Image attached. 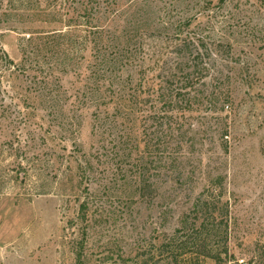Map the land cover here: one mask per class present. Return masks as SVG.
Wrapping results in <instances>:
<instances>
[{
	"label": "rangeland",
	"instance_id": "rangeland-1",
	"mask_svg": "<svg viewBox=\"0 0 264 264\" xmlns=\"http://www.w3.org/2000/svg\"><path fill=\"white\" fill-rule=\"evenodd\" d=\"M1 6L0 264H264V0ZM94 37L124 53L102 88ZM190 50L210 65L190 107L141 104ZM218 191L228 226L199 236Z\"/></svg>",
	"mask_w": 264,
	"mask_h": 264
},
{
	"label": "trees",
	"instance_id": "trees-1",
	"mask_svg": "<svg viewBox=\"0 0 264 264\" xmlns=\"http://www.w3.org/2000/svg\"><path fill=\"white\" fill-rule=\"evenodd\" d=\"M16 1L17 0H0V8H4L1 6V4L3 5L6 2L14 3ZM2 9H0V17L3 18L9 14V11ZM59 35L63 37L65 36V34H62L61 32ZM48 38L49 36H47V39ZM68 38L72 39L73 37L69 36ZM94 38L96 39H91L89 41V43L92 44L93 49V63L90 72L91 75L98 78V87L102 88L106 83L114 84V81L111 75L108 73V70L113 65H116L117 62H120L118 60L119 56L124 53L123 47L120 46H118L117 48H115V46H110L111 48L106 47L103 50L101 44L102 37ZM39 40L40 37H38V35L30 34L28 36V41H30L29 46L38 44ZM26 49L27 48L23 49V58L26 56ZM3 53L5 54L6 60L10 65H16L14 60L11 59L6 52ZM124 62L122 63V66L127 65L131 61L128 60ZM158 66L160 68L158 75L161 78L158 83L159 85L157 84L158 86L154 88L152 93L150 91V93L147 94L146 99H144L145 97H139V102L141 104L143 103L146 105L148 103L150 107L153 106V102L158 103L160 101H162L164 105L170 103L174 106H176L177 104L179 106H182L185 103V106L190 107V104L193 103L192 99L197 96L195 94L191 95V91H196L197 84H203L205 82L204 79L208 76V72L210 69L209 63L205 61V54H202L201 51L194 52L193 50H190L189 53H185L183 56L177 58L175 62L171 63L169 61H164L161 64L158 63ZM186 96L188 97L186 98ZM95 121H97L98 124H101L103 123L104 119H102L100 115L96 114ZM145 135L147 136V133H145ZM149 141H146L145 143L146 148H149ZM174 162H177L176 158H174ZM222 196L223 192L218 191L217 198L215 197V200L209 195H203L197 198L194 204L195 217L191 222V226L197 233V235L202 236L203 233H211L215 230L216 227H219L222 224L228 226V219L223 216V213L221 212L222 209L219 206ZM85 208L86 204L83 203L81 206L82 212H84ZM82 215V217L85 216L84 213H82ZM187 222L188 217L186 216V219L182 220V229H185ZM182 229L179 228L177 232H184V230ZM184 243L185 242L183 241L182 237H180L179 235H174L169 238L168 241H166L165 245L168 244L172 248H180V246H183ZM197 253L200 252L197 251ZM176 258L177 256H175V260ZM77 259L79 264L81 261L80 253H78Z\"/></svg>",
	"mask_w": 264,
	"mask_h": 264
}]
</instances>
